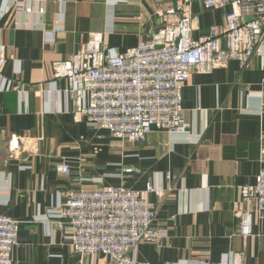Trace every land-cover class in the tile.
Segmentation results:
<instances>
[{"label": "crops", "instance_id": "obj_1", "mask_svg": "<svg viewBox=\"0 0 264 264\" xmlns=\"http://www.w3.org/2000/svg\"><path fill=\"white\" fill-rule=\"evenodd\" d=\"M26 1L28 14L0 18L6 59L0 76V214L19 221L13 264H117L73 252L70 232L55 215L66 192L81 186L78 176L90 178L86 189L161 190L148 199L162 238L138 242L129 264H230L235 252L243 264H264V223L252 210L251 232L243 235L237 216L239 188L254 185L264 166V42L246 67L229 59L210 72H192L181 91L185 133L153 127L144 141L131 143L90 128L84 116L71 112L65 81L50 90L53 64L77 53L92 32L124 52L158 31L160 14L181 0ZM6 8L0 0V11ZM227 9L193 1L198 28L192 37L222 25ZM19 83L21 95L14 89ZM62 161L69 174L57 171Z\"/></svg>", "mask_w": 264, "mask_h": 264}, {"label": "built area", "instance_id": "obj_2", "mask_svg": "<svg viewBox=\"0 0 264 264\" xmlns=\"http://www.w3.org/2000/svg\"><path fill=\"white\" fill-rule=\"evenodd\" d=\"M3 1L8 2V9L0 11V18L8 12H30L26 0ZM193 1L204 8H228L223 24L212 25L207 34L193 38L192 32L198 28V18L190 11ZM160 19L163 25L158 31L124 52L105 45L102 33L92 32L77 53L53 64L50 90L56 89L58 80H64L71 112L84 116L90 128L108 130L120 140L142 142L153 127L185 133L188 121L181 105L182 87L192 72H210L229 59L248 66L264 42V0H181L175 8L162 12ZM58 27L55 25L48 35L52 37ZM2 49L0 45V76L6 63ZM14 89L21 95L24 84ZM56 169L70 173L65 161ZM76 180L81 186L68 190L55 212L61 226L70 232L73 252L80 256L100 254L117 264H129L128 254L138 242L160 241L163 233L155 225V206L148 199L151 192L161 195L160 189L152 185L141 190L122 186L86 189L83 184L90 178L78 176ZM239 192L240 231L248 235L252 210L264 223V166L255 184L241 186ZM241 204L246 208L241 209ZM18 228V220L0 214V264H13ZM230 258V264H243L241 253Z\"/></svg>", "mask_w": 264, "mask_h": 264}]
</instances>
